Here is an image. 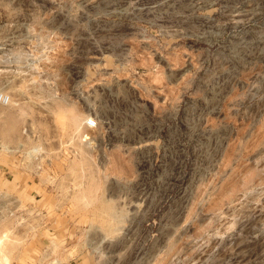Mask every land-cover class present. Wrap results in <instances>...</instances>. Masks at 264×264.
<instances>
[{
  "label": "rangeland",
  "instance_id": "obj_1",
  "mask_svg": "<svg viewBox=\"0 0 264 264\" xmlns=\"http://www.w3.org/2000/svg\"><path fill=\"white\" fill-rule=\"evenodd\" d=\"M1 94L0 264H264V0H0Z\"/></svg>",
  "mask_w": 264,
  "mask_h": 264
},
{
  "label": "built area",
  "instance_id": "obj_2",
  "mask_svg": "<svg viewBox=\"0 0 264 264\" xmlns=\"http://www.w3.org/2000/svg\"><path fill=\"white\" fill-rule=\"evenodd\" d=\"M0 101H2L3 103H7V102H8V96L5 95V94H1V95H0ZM86 125H87V126H94V125H95V122L93 121L92 118H89V119L86 121Z\"/></svg>",
  "mask_w": 264,
  "mask_h": 264
},
{
  "label": "crops",
  "instance_id": "obj_3",
  "mask_svg": "<svg viewBox=\"0 0 264 264\" xmlns=\"http://www.w3.org/2000/svg\"><path fill=\"white\" fill-rule=\"evenodd\" d=\"M74 121H77V120H76V119H74ZM82 121H83V120H82V119H80V121H79V122H77V123L81 124V123H82ZM79 124H78V125H79Z\"/></svg>",
  "mask_w": 264,
  "mask_h": 264
},
{
  "label": "bare ground",
  "instance_id": "obj_4",
  "mask_svg": "<svg viewBox=\"0 0 264 264\" xmlns=\"http://www.w3.org/2000/svg\"><path fill=\"white\" fill-rule=\"evenodd\" d=\"M8 101H9V96H8ZM8 103V102H7Z\"/></svg>",
  "mask_w": 264,
  "mask_h": 264
}]
</instances>
